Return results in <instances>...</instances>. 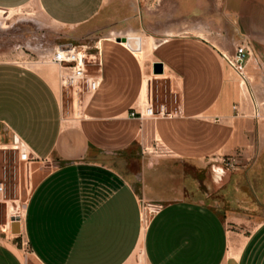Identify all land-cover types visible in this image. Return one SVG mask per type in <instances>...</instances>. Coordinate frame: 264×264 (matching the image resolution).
<instances>
[{"label": "crops", "instance_id": "obj_1", "mask_svg": "<svg viewBox=\"0 0 264 264\" xmlns=\"http://www.w3.org/2000/svg\"><path fill=\"white\" fill-rule=\"evenodd\" d=\"M28 7L57 27L102 32L100 84L65 127L57 70L47 78L0 52V156L22 149L30 185L13 237L3 183L0 264H264V197L206 201L217 156L264 152V0H0V30ZM195 13L216 37L193 34ZM116 23L126 28L111 38L104 27ZM122 37H138L143 64ZM244 41L246 86L221 57ZM153 80L174 103L154 101ZM146 102L171 116L129 117Z\"/></svg>", "mask_w": 264, "mask_h": 264}, {"label": "rangeland", "instance_id": "obj_2", "mask_svg": "<svg viewBox=\"0 0 264 264\" xmlns=\"http://www.w3.org/2000/svg\"><path fill=\"white\" fill-rule=\"evenodd\" d=\"M128 1L134 2L135 0ZM147 2H150V0H144V3ZM3 17L4 19L1 20L2 26H6V28L0 30V52H3L2 54L7 53L6 56L10 61L31 65L47 78H51V72L54 69L57 70L56 91L62 108L63 124L65 127H72L73 123L80 118L88 94L84 89L76 90L73 93L72 89L62 87L59 82L58 68L48 64L45 55L55 46L65 43L76 46L84 45L91 49L102 32L82 33L71 28L57 27L44 21L33 7L19 9ZM194 21V35L209 38L217 36V32L215 33L214 30L205 29L201 23L200 14L195 13ZM125 28L126 26L122 23L107 24L103 32L110 34L111 38L115 35L119 37L121 31ZM87 70L89 74H92L95 68L89 66ZM157 81L159 80H153L149 87L150 90H153L154 101L156 100L155 96H158L159 102L174 103L172 90L165 87L162 81L159 83ZM152 148L154 151H147V153L157 152L158 149L154 143H152ZM19 151L23 150L17 148L13 150L11 156H0V182L6 185L7 200H13L11 208L13 220H17L22 214L24 201L30 187L29 182H27L28 171L24 165L25 163L19 160ZM25 162H29V157ZM212 163V165L223 168L226 176L221 185L215 186L210 193H207L206 201L224 206L225 203L236 200L238 205L244 206L245 204V206H248L250 202H253L254 196L264 197V152L259 155L243 154L240 151L232 155L222 154L217 156ZM208 175L210 177L209 173ZM195 178L200 179L197 175H195ZM200 180L205 182V177L202 176ZM199 190L195 187L194 193H199ZM1 205L4 207V204ZM145 213L147 218L151 214L149 210H145ZM1 222L0 218V224ZM243 228L247 231V228ZM6 233L15 237L10 233V230ZM138 264L143 263L139 260Z\"/></svg>", "mask_w": 264, "mask_h": 264}, {"label": "built area", "instance_id": "obj_3", "mask_svg": "<svg viewBox=\"0 0 264 264\" xmlns=\"http://www.w3.org/2000/svg\"><path fill=\"white\" fill-rule=\"evenodd\" d=\"M99 43H95L90 49L87 46L69 44V49L60 50L64 45H58L52 48L45 55L46 62L54 65L59 71V82L65 89H72L73 93L76 90L84 89L86 94L93 95L100 84V79L96 76L89 74L87 68L89 66L95 67L99 65L100 60V47ZM252 56L249 45L244 41L236 44L231 55H223V61L232 69L237 76L239 83L246 86L248 82L246 74V66L249 58ZM171 114L167 112L164 105H159L154 111L152 105L148 102L145 103L142 111L129 114L130 118L142 119L144 117L150 118H168ZM254 118H258V113L254 111ZM24 151H19V160L25 162L28 155ZM0 197L4 198V184L0 182ZM11 219H7L6 231L10 230ZM8 226V230H7Z\"/></svg>", "mask_w": 264, "mask_h": 264}, {"label": "bare ground", "instance_id": "obj_4", "mask_svg": "<svg viewBox=\"0 0 264 264\" xmlns=\"http://www.w3.org/2000/svg\"><path fill=\"white\" fill-rule=\"evenodd\" d=\"M122 38L125 39L126 41L125 42H121V43L124 46H126L127 49H130L131 52H133L134 55L137 57V59L139 60V62L141 64H143V62H144V55H143V53L140 50V42L137 41L138 40V37H128V38L122 37ZM146 87H147V79L145 78L144 79V83H143L142 95H141V98H143V99L145 98ZM221 174H222L221 173V170L214 169V178L217 181H219V178L221 177ZM9 211H10V209H9ZM7 230H8V226H7Z\"/></svg>", "mask_w": 264, "mask_h": 264}, {"label": "water", "instance_id": "obj_5", "mask_svg": "<svg viewBox=\"0 0 264 264\" xmlns=\"http://www.w3.org/2000/svg\"><path fill=\"white\" fill-rule=\"evenodd\" d=\"M126 40L121 38V39H116V43H121V42H125ZM139 42V39L137 40ZM65 49H69V46H64V47H61L60 50H65ZM130 50V49H129ZM131 51V50H130ZM152 74L154 76H157V75H161L162 74V66L161 64H154L152 65ZM214 169H219L221 170V177L219 178V181H217V184L218 185H221L224 181V178H225V171L223 170V168H221L220 166H215V165H212L210 168H209V174H210V179L213 180L215 179L214 178ZM10 233L12 234H18V225H17V221L16 220H11V225H10Z\"/></svg>", "mask_w": 264, "mask_h": 264}]
</instances>
